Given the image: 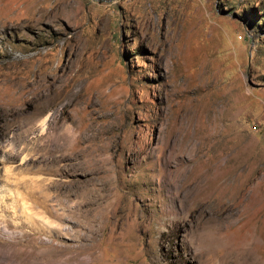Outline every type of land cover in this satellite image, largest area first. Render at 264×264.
<instances>
[{"label":"rangeland","instance_id":"obj_1","mask_svg":"<svg viewBox=\"0 0 264 264\" xmlns=\"http://www.w3.org/2000/svg\"><path fill=\"white\" fill-rule=\"evenodd\" d=\"M0 264H264V0H0Z\"/></svg>","mask_w":264,"mask_h":264},{"label":"bare ground","instance_id":"obj_2","mask_svg":"<svg viewBox=\"0 0 264 264\" xmlns=\"http://www.w3.org/2000/svg\"><path fill=\"white\" fill-rule=\"evenodd\" d=\"M1 4H2V1H1ZM44 80H45L44 76L39 74L37 80L33 83V85L27 91L28 92L27 96L29 94H30V96H28V97L26 96V99H25L26 102L34 103V109H35V115L36 116H39V115L48 111L46 116H44L43 118L42 117L40 118V121H39L40 123L38 124V125H40L42 130L44 129L45 124H46V120L49 118V116L52 117V119L49 121V126H50V124H54L56 121L57 122L63 121L65 118L62 116L64 108H63L62 112L60 111L61 113L59 115L56 113V111L52 112L50 109V108L54 107L56 105V103L62 99L63 93L59 90H56L53 93H52V91H49V88H48L49 85L45 84ZM70 93H71L70 96L74 97V93L73 92H70ZM68 95H69V92H68ZM57 112H58V110H57ZM68 133H69V131L67 133H61L60 130L58 131L56 128L53 130V132L47 131V133H45L44 137H48V139L44 140L41 148L43 150H45L46 152H51V151H56V150H62L65 147H68L67 146L68 144L67 145L65 144L66 143L65 141L71 140V135L68 136ZM69 147H71V146L69 145ZM97 194H98V192H97ZM45 198L46 197H44V200H43L44 205L46 204ZM50 212H52V214H54V215L57 213L55 211H50ZM20 237H21V240H24V243H30V242L32 243V238L29 237L27 232H23ZM25 246H26V244H25ZM32 246H33V244H32ZM56 246H57V244H56Z\"/></svg>","mask_w":264,"mask_h":264}]
</instances>
